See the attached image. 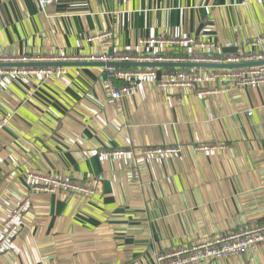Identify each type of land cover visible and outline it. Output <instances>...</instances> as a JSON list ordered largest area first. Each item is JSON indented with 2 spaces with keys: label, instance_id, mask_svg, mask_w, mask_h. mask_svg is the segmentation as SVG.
I'll return each mask as SVG.
<instances>
[{
  "label": "crops",
  "instance_id": "1",
  "mask_svg": "<svg viewBox=\"0 0 264 264\" xmlns=\"http://www.w3.org/2000/svg\"><path fill=\"white\" fill-rule=\"evenodd\" d=\"M101 32L112 37L87 44ZM165 36L214 43L222 57L253 53L264 0H53L44 10L37 0H0V57L124 55ZM72 63L50 78H0V116L13 115L0 133V241L8 214L29 200L0 264H155L159 254L264 224V86L200 95L214 86L147 81L115 104L105 66ZM158 147L178 153L144 154ZM115 151L127 153L102 156ZM31 171L94 194L34 192ZM203 264H264V247Z\"/></svg>",
  "mask_w": 264,
  "mask_h": 264
},
{
  "label": "built area",
  "instance_id": "2",
  "mask_svg": "<svg viewBox=\"0 0 264 264\" xmlns=\"http://www.w3.org/2000/svg\"><path fill=\"white\" fill-rule=\"evenodd\" d=\"M39 8L44 10L53 0H37ZM110 32H101L89 35L87 44L92 45L95 41L111 38ZM256 51L239 52L235 55L222 57L219 54V46L211 42H201L191 37H161L141 40L135 45L134 52L124 55H109L103 51L89 57L55 59L53 62H88L113 64L105 66L109 95L113 103L118 104L124 97L134 95L144 82L156 80L163 87L175 89H192L198 85L211 84L214 86L208 92L200 95H211L229 90L231 85L239 88H253L264 86V64L252 65L239 68L218 69L215 71L201 72L196 69H175L171 72H162L163 68H124L118 66L123 63H195L214 65H241L256 62H264V36L251 42ZM151 48H158L157 53H151ZM45 62L42 58L29 56L8 55L0 57V63L5 64H31ZM166 69V68H164ZM61 68L54 67H0V78H19L20 76H42L50 78L64 74ZM120 81L122 85L116 86L114 82ZM252 115V111H248ZM12 113L0 116V133L10 127ZM212 118V116H211ZM210 147L203 146L207 151ZM127 152L115 151L104 152L102 156L109 154L123 156ZM178 153L176 147H158L144 150V154L156 156L174 155ZM27 180L32 184L34 192L55 193L64 189L73 194H94L91 187L75 183L69 180L56 179L50 175H41L35 171L28 172ZM29 207V200H24L8 214L5 220V235L0 241V250L4 244L10 243L25 226V212ZM4 246V247H3ZM256 247H264V224L241 228L212 238H205L200 242L190 244L187 247L176 248L159 254L155 264H203L208 261H222L231 257L243 256L250 253Z\"/></svg>",
  "mask_w": 264,
  "mask_h": 264
},
{
  "label": "water",
  "instance_id": "3",
  "mask_svg": "<svg viewBox=\"0 0 264 264\" xmlns=\"http://www.w3.org/2000/svg\"><path fill=\"white\" fill-rule=\"evenodd\" d=\"M79 63H87L91 65L100 64L101 66H109L113 64H102V63H88V62H79ZM70 64H74L72 62H41V63H31V64H5L0 63V67H65ZM264 64V62H256L249 64H241V65H214V64H195V63H123L118 64L120 67L125 68H175V69H189V68H214V69H227V68H239V67H247L252 65Z\"/></svg>",
  "mask_w": 264,
  "mask_h": 264
}]
</instances>
